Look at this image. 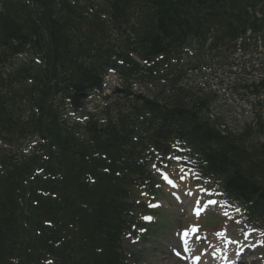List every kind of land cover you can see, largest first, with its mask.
I'll return each mask as SVG.
<instances>
[{
  "label": "trees",
  "instance_id": "1",
  "mask_svg": "<svg viewBox=\"0 0 264 264\" xmlns=\"http://www.w3.org/2000/svg\"><path fill=\"white\" fill-rule=\"evenodd\" d=\"M51 0H41L44 6L40 16L36 21H31V25L23 29L18 28L13 22L5 21L7 32L16 41L19 47L25 46L28 42L33 45H38L44 33L41 28H44L51 44L46 50L47 56L45 60V68L38 70L37 73L42 77L39 86H30L23 83L20 79L24 73L21 71H14L8 73L5 77L0 73V89L6 90L5 79L8 78L14 84L19 82L17 86L16 96H24L26 94H38V97L32 98L29 105L34 104L38 109V116L31 117L34 126L32 128H25L24 125L29 119L21 118L19 112L24 105L18 104L14 109L13 114H5L9 111L6 107L3 109V94H0V134L6 129L8 134L5 137L9 143L17 141L16 146L25 135L33 133L42 137L46 144L41 146L43 153L46 152L48 160H42L41 157H31L28 161L23 160L22 165H11L9 160L5 157L6 151L0 152V159H3L5 168V175L0 174V264H35V256L51 255L53 257L62 259L65 252L78 250L80 253L89 255L92 264H121L119 254L113 249H116V240L113 238L109 240L102 252H97V248H83L78 245L72 238L58 235V238L47 237V228L41 225L43 218L51 219L56 224L63 219L74 218V208H77L81 201L84 202L86 210H79L80 232L87 236L98 235L100 224L96 219H101L105 215L106 206H97L93 210L92 192H98L105 196L108 203V212L110 217L124 225L125 220L122 214L124 207L121 201V189L112 185H103L98 183L96 186L85 182L84 173L87 171L88 165L84 163L81 154V141L78 138V133L75 130L68 131L64 125H60L58 117L52 118L50 115L55 111L52 109L51 98L58 93L70 95L72 98H77L85 89L88 83V78L85 77L86 71L68 72L63 68H69V64L74 60L69 52L66 50L65 43H60L57 37L60 33L57 30L63 29L61 23L63 19L56 17ZM154 6L145 7L142 9V19L146 22L145 26L148 30L137 39V45L140 48V53L143 55H158L160 53L168 54L173 47L180 46L198 37L200 26L204 22L199 6H193L191 0H148ZM52 5V6H51ZM63 7L67 6L66 2L61 1ZM68 7V6H67ZM217 8V6H212ZM225 16L227 14L224 13ZM2 34L5 32L1 30ZM206 33V32H205ZM36 47V46H35ZM50 53V56H49ZM78 68L77 65L73 66ZM39 69V68H38ZM70 70V68L68 69ZM76 73V74H75ZM183 101L176 103H169L164 107L167 118L183 122L186 125L194 124L195 119L199 120L196 113L187 109L192 106L196 100H188L183 92H179ZM197 107L199 106L196 104ZM174 111V112H171ZM192 116V117H189ZM64 126V127H62ZM194 129L189 133L196 131ZM93 135H98L99 132L95 129L91 131ZM211 135L210 139L206 138L205 132L200 131L198 141L204 144L216 142L221 139L217 132H212L210 129L206 131ZM33 167H43L51 171V173H58L52 181H44L41 178L29 180ZM264 171L263 168H258ZM92 171L89 169V174ZM59 177V178H58ZM50 185L55 198L41 197L38 202V212L35 216V222L38 225V230H35L31 225L20 221V215L17 209L19 206L16 203V197L23 198L27 192L29 185L34 188L40 187V184ZM236 182L242 189L244 197H251L255 192V187L241 175H236ZM264 198V191L262 196ZM75 201H73V199ZM264 203H262V207ZM33 208V207H32ZM36 210L35 208H33ZM60 209L66 210L60 213ZM78 209V208H77ZM90 221V228L87 223ZM68 229V226H64ZM69 230V229H68ZM61 238L63 240L61 241ZM55 243H58L57 245ZM56 245V246H55ZM73 248V249H72ZM40 254V255H39ZM65 263L72 264L77 261L68 253ZM64 257V256H63ZM37 264V262H36Z\"/></svg>",
  "mask_w": 264,
  "mask_h": 264
},
{
  "label": "rangeland",
  "instance_id": "2",
  "mask_svg": "<svg viewBox=\"0 0 264 264\" xmlns=\"http://www.w3.org/2000/svg\"><path fill=\"white\" fill-rule=\"evenodd\" d=\"M222 110L227 112L226 117H233L231 120H241L246 114V110H235L227 106H224ZM233 113V116H229ZM168 206L171 211H169L166 224L169 227L161 231L158 239L154 240V242L143 244L140 247L131 245V240L122 242V246L126 249L127 255H136L141 260L140 264H185L174 259L165 244L175 246L176 242L174 241L173 233L175 231L178 232L182 228V224H180L181 216H185L186 213L175 210L172 205L168 204ZM173 242L174 244H172ZM237 242V236L232 232L219 235L213 243L206 246L199 253V264H232L236 260V257L229 252L232 251L233 244ZM138 248L142 249V253H137ZM128 263L131 264L130 261Z\"/></svg>",
  "mask_w": 264,
  "mask_h": 264
},
{
  "label": "bare ground",
  "instance_id": "3",
  "mask_svg": "<svg viewBox=\"0 0 264 264\" xmlns=\"http://www.w3.org/2000/svg\"><path fill=\"white\" fill-rule=\"evenodd\" d=\"M146 131V133L148 134V135H150V134H152V131L151 130H149V129H147V130H145ZM205 132V131H204ZM205 135H206V138L207 139H210V136H209V134H207L206 132H205ZM204 150H207V147H204ZM212 160H213V162H215V163H220L221 162V160L218 158V154L217 153H213V158H212Z\"/></svg>",
  "mask_w": 264,
  "mask_h": 264
},
{
  "label": "snow or ice",
  "instance_id": "4",
  "mask_svg": "<svg viewBox=\"0 0 264 264\" xmlns=\"http://www.w3.org/2000/svg\"><path fill=\"white\" fill-rule=\"evenodd\" d=\"M210 203H213V204H215L216 202H215V201H210Z\"/></svg>",
  "mask_w": 264,
  "mask_h": 264
}]
</instances>
